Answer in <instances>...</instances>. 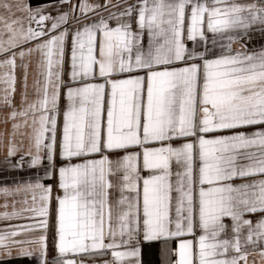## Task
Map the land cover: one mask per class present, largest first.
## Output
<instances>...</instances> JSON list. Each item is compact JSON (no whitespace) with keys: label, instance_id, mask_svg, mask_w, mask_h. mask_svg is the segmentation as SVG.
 <instances>
[{"label":"snow or ice","instance_id":"1","mask_svg":"<svg viewBox=\"0 0 264 264\" xmlns=\"http://www.w3.org/2000/svg\"><path fill=\"white\" fill-rule=\"evenodd\" d=\"M0 9V102L13 121L3 163L36 169L0 187L32 194L28 208L0 217L42 218L0 232V259L84 264L69 254L99 252L112 257L102 264H146L155 248L160 264H248L249 244L264 255V0H0ZM37 51L36 96L23 62L17 110L16 57ZM22 127L27 147L16 140ZM45 179L61 193L51 258L46 235L10 239L48 229Z\"/></svg>","mask_w":264,"mask_h":264},{"label":"crops","instance_id":"2","mask_svg":"<svg viewBox=\"0 0 264 264\" xmlns=\"http://www.w3.org/2000/svg\"><path fill=\"white\" fill-rule=\"evenodd\" d=\"M29 3H31L33 6H35L38 3H47L48 0H28ZM79 0H71V3L75 4L78 3ZM90 3L98 2V0H89ZM99 2H102V0H99ZM117 0H113V3H116ZM128 3H134L135 0H127ZM238 3H249L251 0H236ZM66 7V6H65ZM3 10L0 9V12ZM135 27V26H133ZM2 31V29H0ZM4 36L7 34L4 33ZM210 35V34H209ZM248 47L251 49L253 47H258L261 41L259 40H253L251 42H247ZM13 51H16V49H13ZM6 57L3 54H0V60H4ZM41 56L39 51L31 54L30 56H26L25 60L22 61L19 56L16 57V68H15V76H16V83H15V92L12 95L13 104L16 106L17 110H19L21 106V92L23 89V68L21 67L23 62H26L28 64V95L29 100L34 99L36 96V92L34 90V80L37 78L39 74V69L37 67L38 63L40 62ZM8 67H2L0 68V74L7 71ZM70 70L69 64H68V58L66 56L65 66H64V79H67V73ZM93 82H99V79L97 81ZM5 85L3 83H0V101L3 99V91L5 89ZM61 104L63 106V100L61 101ZM11 111V108L7 105L0 102V187L8 186V187H14L15 182L13 180V177H25L28 176L36 171V169H28L27 171H19V170H11L8 169L7 166L3 163L4 158L7 154V134L11 132L12 123L13 121L10 119H7L8 113ZM31 116V114H29ZM7 119V122H5ZM24 117H17L18 121H22ZM62 120V116L60 118ZM29 122L31 120L29 119ZM31 129L22 127L16 137L17 142L23 141L25 147H27L28 144V138L26 133L30 132ZM21 134H24L23 136ZM111 155H115L114 153ZM18 157H13V161L17 159ZM27 160V157H25ZM75 162V161H74ZM46 163V161H45ZM42 174V169H41ZM44 183H51L53 184V201L52 206L50 208V214H49V227L45 230L41 228H35L32 231L28 232H22L20 235L16 237H10V239H16V240H32L40 235H46L47 236V245H48V255L51 258L52 256L56 255L55 248L53 246V241L55 237L54 229L52 227L53 222V213L52 209L55 207V196L57 194H61L60 190L55 187L54 181L52 180H44ZM31 193L30 192H19V193H11V194H4L3 192H0V213H3L5 211L11 213L14 209H25L28 208L31 204ZM25 197H28V204H24L23 201ZM7 202V208L4 207L5 203ZM249 218L255 219L261 215V213H253V214H246ZM41 217L33 216L30 212H22L19 216H14L10 219H6L3 217H0V232L8 230L9 226H16V225H27L31 224L34 221L38 222ZM29 247L35 248V245H28ZM245 250L248 252V264H264V255L261 253V246L258 245L256 247H253L251 244L247 245L245 247ZM2 249H0V255H2ZM13 255H15L17 248H12ZM232 253H229L231 255ZM35 253L32 259L24 258L23 260H17L13 259L11 261H6L4 259H0V264H37L35 259ZM68 258L76 259L77 261H84V264H102L105 260L112 259L110 253L107 254H99V252H94L92 254H69ZM142 260L146 262V264H160V258L158 254L155 251V248L153 249V253L150 256L143 255L142 253ZM240 264H244V261H240Z\"/></svg>","mask_w":264,"mask_h":264}]
</instances>
